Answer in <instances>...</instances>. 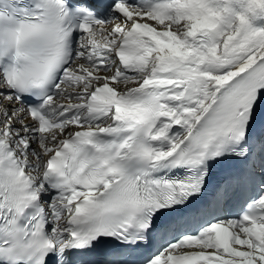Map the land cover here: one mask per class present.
<instances>
[{
	"label": "snow or ice",
	"instance_id": "6c2138e0",
	"mask_svg": "<svg viewBox=\"0 0 264 264\" xmlns=\"http://www.w3.org/2000/svg\"><path fill=\"white\" fill-rule=\"evenodd\" d=\"M257 21L264 0H0V264H264Z\"/></svg>",
	"mask_w": 264,
	"mask_h": 264
},
{
	"label": "bare ground",
	"instance_id": "6f19581e",
	"mask_svg": "<svg viewBox=\"0 0 264 264\" xmlns=\"http://www.w3.org/2000/svg\"><path fill=\"white\" fill-rule=\"evenodd\" d=\"M256 23H257V26L258 24H262V26H264V21H257Z\"/></svg>",
	"mask_w": 264,
	"mask_h": 264
},
{
	"label": "rangeland",
	"instance_id": "374dc122",
	"mask_svg": "<svg viewBox=\"0 0 264 264\" xmlns=\"http://www.w3.org/2000/svg\"><path fill=\"white\" fill-rule=\"evenodd\" d=\"M261 26V25H260Z\"/></svg>",
	"mask_w": 264,
	"mask_h": 264
}]
</instances>
